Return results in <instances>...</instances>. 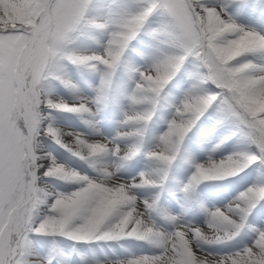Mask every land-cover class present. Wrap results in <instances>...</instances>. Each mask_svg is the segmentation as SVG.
<instances>
[{"label":"snow or ice","instance_id":"snow-or-ice-1","mask_svg":"<svg viewBox=\"0 0 264 264\" xmlns=\"http://www.w3.org/2000/svg\"><path fill=\"white\" fill-rule=\"evenodd\" d=\"M93 3L6 0L0 4V264H53L52 256L45 260L34 251V235L85 243L136 240L158 250L111 264H264V184L241 192L227 211L209 212L207 230L187 227L175 215L163 216L174 230H162L153 219L160 197L141 201L137 195L163 186L186 137L214 107L217 124L235 125L255 151L196 164L183 191L192 193L205 182L227 181L257 163L264 165V63L256 62L264 60V32L239 22L248 0H137L135 10L113 0L102 18L90 16ZM13 6L17 14L11 11ZM153 16L161 17V23L147 35L170 51L162 49L147 70H135L138 79L128 97L133 110L122 121L131 130L102 143L45 126V110L89 116L102 110L126 52ZM84 28L107 34L102 54L66 52L73 36ZM64 60L99 74L93 100L69 105L45 95L43 84L50 78L75 89L52 71ZM189 61L202 70L190 74L199 84L176 108L157 149L147 154L161 167L156 173H141L138 182L122 181L123 164L141 153L161 94ZM209 84L215 90L203 89ZM43 137L94 168L99 157L112 156L119 163L100 169L96 178L82 175L44 151ZM118 141L131 143L122 151ZM52 179L76 187L67 193L51 191ZM250 217L261 227H250ZM244 232L255 235L237 251L219 255L203 250L204 245L236 241ZM53 253L64 256L58 246Z\"/></svg>","mask_w":264,"mask_h":264},{"label":"rangeland","instance_id":"rangeland-1","mask_svg":"<svg viewBox=\"0 0 264 264\" xmlns=\"http://www.w3.org/2000/svg\"><path fill=\"white\" fill-rule=\"evenodd\" d=\"M97 4L104 7L106 13L107 6L113 0H94ZM119 3L129 6L130 10H135L137 0H118ZM216 0L214 1V3ZM249 7L239 14V22L250 27L256 28L258 31L264 32V0H248ZM17 14V10L15 8ZM92 16L102 18L104 15ZM235 14V10H234ZM161 17L153 16L150 25L142 32L136 40H134L126 52L120 69L113 77L111 92L107 104L102 107V110L94 115L64 113L58 110H45V116L48 117L44 124H51L63 132H71L80 134L89 142L109 143L113 141L119 133L130 131L122 125L125 113L133 110L128 97L131 95L135 87V82L138 79L136 69L147 70L155 60L159 58L161 50H166L164 46H160L154 41L147 32L152 28L158 27L161 23ZM107 34L89 28H84L81 32L73 36L72 41L67 45L66 52L77 55H93L102 54L104 46L107 44ZM258 63H264V60H256ZM59 64L64 65L66 72L59 74L63 79H67L75 89L65 87L60 80L56 82L54 78H50L44 82L47 89L44 90L45 95L56 101L63 100L69 105H78L83 100H93L97 95V89L100 86V76L98 73L91 70L73 65L67 60L60 61L57 67L52 69L53 73L57 74L61 71ZM202 72L193 61H189L184 66L178 76L167 86L161 94L153 119L147 127V131L143 136V146L141 153L132 161L124 162L122 170L119 174L122 181L139 180L141 173H156L161 167L157 162L148 158L150 151H155L159 144V138L167 131L169 122L175 117L176 108L185 99L188 92L192 91L194 86L199 84L198 80L190 77L191 73ZM205 91L215 90L212 85L202 86ZM93 112L96 111L95 106H92ZM219 113L217 108H213L199 122H202V127L195 129V126L189 135L186 137L176 160L168 170L167 179L162 187L148 188L137 192L141 201H151L157 196L159 199V212L154 214L155 223L162 230L171 232L174 230V225L163 219L164 215H175L180 217V223L187 227H200L207 230L208 213L220 209L224 211V204L230 203L240 195L241 192L253 186L254 183L264 184V165L259 163L247 169L244 173L239 174L227 181L205 182L197 187V189L186 194L183 191L184 186L188 183L191 175L195 170V165L198 163H207L209 158L220 160L223 155L217 156L216 151L222 153L234 154L237 152L255 151L254 146L250 145L246 138L238 133L233 124H217ZM88 121V123H86ZM231 137V139H228ZM42 139L43 147L55 159L72 169H75L82 175L96 178L99 175V170L108 167L119 161L112 156L95 158V168L88 160L92 167V171L85 173L76 169L72 161L80 159L72 155L64 148L57 145L53 140L45 137ZM71 143V138H68ZM130 141H118L122 151H126L130 146ZM217 145H221L217 148ZM50 163V161H49ZM88 166V164H87ZM89 167V166H88ZM251 174V175H250ZM240 181V182H237ZM52 185L57 184V188L61 192H71L75 189V185L52 179L49 181ZM50 184V185H51ZM51 185V186H52ZM56 191V190H54ZM258 207H260L258 205ZM255 211V210H254ZM253 211V212H254ZM250 227L258 228L260 225L252 223L249 218ZM254 233L244 232L236 241H231L225 250L222 244L204 245L203 250L206 253L212 254H228L232 251L239 250L247 244ZM154 251L153 253L156 254ZM136 254V255H135ZM142 254H151L148 251H139L138 249H130L128 258L132 256H140Z\"/></svg>","mask_w":264,"mask_h":264},{"label":"bare ground","instance_id":"bare-ground-1","mask_svg":"<svg viewBox=\"0 0 264 264\" xmlns=\"http://www.w3.org/2000/svg\"><path fill=\"white\" fill-rule=\"evenodd\" d=\"M202 126H203V125H202V122H198V124H197V126L195 127V129H199V128H201ZM43 150L46 151L45 148H43ZM46 152H47V151H46ZM47 153H48V152H47ZM225 154H226V153H222V152H220L219 150L216 151V155H217V156H221V155H223V157H222L221 159L227 157L228 155H232V154H228V155H225ZM72 164H73V166H74L76 169H78V170H80V171H82V172H85V173H88V172H90V171L93 170L92 167H91V165H90L89 163H87L88 166H89V167H88L87 164H86V161H83V160H81V159H74V160L72 161ZM250 175H251V174H250ZM237 182H240V181H237ZM257 183H263V182H259V180H258ZM257 183H254V185H258ZM50 190H51V189H50ZM236 198H237V197H236ZM236 198H234L233 201L230 200V201H229L230 203L224 204V211H227L228 208H229V206L234 204V202L236 201ZM253 214H254V215H260V214L257 213L256 211H254ZM250 218H251V217H250ZM251 221H252V219H251ZM252 223H254L255 225H260V226H261L260 223H257V222H255V221H252Z\"/></svg>","mask_w":264,"mask_h":264},{"label":"trees","instance_id":"trees-1","mask_svg":"<svg viewBox=\"0 0 264 264\" xmlns=\"http://www.w3.org/2000/svg\"><path fill=\"white\" fill-rule=\"evenodd\" d=\"M11 11L13 12V10L11 9ZM39 237V236H38ZM40 238V237H39ZM41 239H42V236H41ZM32 240L34 241V242H36L37 240H38V238L37 237H32ZM38 247V245H34V251L35 252H38L40 249H42V248H37Z\"/></svg>","mask_w":264,"mask_h":264}]
</instances>
